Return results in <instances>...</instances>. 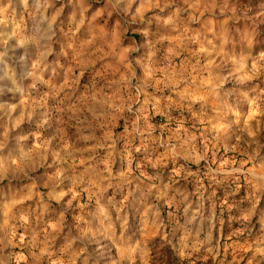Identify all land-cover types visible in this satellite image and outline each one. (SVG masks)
<instances>
[{
  "label": "rangeland",
  "instance_id": "1",
  "mask_svg": "<svg viewBox=\"0 0 264 264\" xmlns=\"http://www.w3.org/2000/svg\"><path fill=\"white\" fill-rule=\"evenodd\" d=\"M153 239L264 264V0H0V264Z\"/></svg>",
  "mask_w": 264,
  "mask_h": 264
},
{
  "label": "trees",
  "instance_id": "2",
  "mask_svg": "<svg viewBox=\"0 0 264 264\" xmlns=\"http://www.w3.org/2000/svg\"><path fill=\"white\" fill-rule=\"evenodd\" d=\"M222 205L220 204L217 208H222ZM146 264H209V262L202 261L199 258L180 259L165 242L160 239H153L148 244V260Z\"/></svg>",
  "mask_w": 264,
  "mask_h": 264
}]
</instances>
